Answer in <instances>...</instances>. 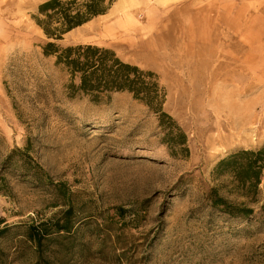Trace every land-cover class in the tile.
Wrapping results in <instances>:
<instances>
[{"label": "rangeland", "instance_id": "rangeland-1", "mask_svg": "<svg viewBox=\"0 0 264 264\" xmlns=\"http://www.w3.org/2000/svg\"><path fill=\"white\" fill-rule=\"evenodd\" d=\"M45 1L0 0V264H264V170L252 197L215 172L264 147L262 0H113L61 40L37 24ZM50 41L155 72L189 150L127 91L72 96ZM214 190L253 216L218 211ZM69 207L73 231L56 232ZM41 223L37 248L26 232Z\"/></svg>", "mask_w": 264, "mask_h": 264}, {"label": "trees", "instance_id": "trees-1", "mask_svg": "<svg viewBox=\"0 0 264 264\" xmlns=\"http://www.w3.org/2000/svg\"><path fill=\"white\" fill-rule=\"evenodd\" d=\"M113 0H47L39 6L37 24L50 39L61 40L70 31L105 14ZM44 51L54 56L56 63L66 69L71 76L69 86L71 95L83 94L94 102L111 98L115 92L127 91L135 99L143 102L159 115L161 126L165 127L166 142L171 147L188 151L187 135L171 115L164 110L166 93L161 87L157 74L144 70L138 65L124 61L115 50L95 44H75L62 46L55 41L48 42ZM264 170V147L260 149H241L218 163L215 172L228 175L237 191L246 197L259 193ZM212 206L218 211L239 219H250L254 209L246 203H233L214 190ZM3 220H0V224ZM41 223L29 227L26 237L37 246L42 245L49 235ZM56 232L70 233L75 227L73 207L64 212L63 219L55 222ZM11 226L0 228L2 237Z\"/></svg>", "mask_w": 264, "mask_h": 264}, {"label": "crops", "instance_id": "crops-1", "mask_svg": "<svg viewBox=\"0 0 264 264\" xmlns=\"http://www.w3.org/2000/svg\"><path fill=\"white\" fill-rule=\"evenodd\" d=\"M253 0H249V2H251ZM252 3V2H251ZM258 12H260L261 14L264 15V0H262L261 4H260V7H259V10Z\"/></svg>", "mask_w": 264, "mask_h": 264}, {"label": "bare ground", "instance_id": "bare-ground-1", "mask_svg": "<svg viewBox=\"0 0 264 264\" xmlns=\"http://www.w3.org/2000/svg\"><path fill=\"white\" fill-rule=\"evenodd\" d=\"M95 19V18H94Z\"/></svg>", "mask_w": 264, "mask_h": 264}]
</instances>
